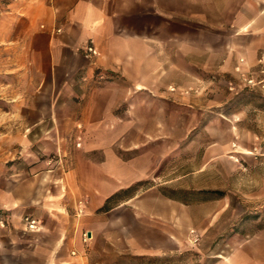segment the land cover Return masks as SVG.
Here are the masks:
<instances>
[{"label":"crops","instance_id":"obj_1","mask_svg":"<svg viewBox=\"0 0 264 264\" xmlns=\"http://www.w3.org/2000/svg\"><path fill=\"white\" fill-rule=\"evenodd\" d=\"M261 1L0 0V92L20 99L28 82L35 95L50 82L57 96L82 98L84 113L110 114L125 103L131 128L141 137L136 146L164 128L155 122L156 99H172L204 115L189 144L202 134L208 139L202 161H217L237 152V124L220 115L213 83L264 62ZM151 162L134 154L128 176L147 177ZM149 192L133 204L138 217L121 218L116 206L90 223L75 216L68 191L63 198L46 177L15 178L0 164V264H108V245L115 248L109 264H154L173 241L162 238L156 245L150 224L156 205ZM25 216L38 221L36 231L27 229ZM96 241L105 248L97 249ZM262 262L244 246L207 264Z\"/></svg>","mask_w":264,"mask_h":264},{"label":"rangeland","instance_id":"obj_2","mask_svg":"<svg viewBox=\"0 0 264 264\" xmlns=\"http://www.w3.org/2000/svg\"><path fill=\"white\" fill-rule=\"evenodd\" d=\"M258 6L264 28V1ZM236 71L213 83L220 115L237 124V152L217 161H202L208 142L202 134L189 144L200 133L204 115L187 111L177 100L156 99L155 122L164 128L152 131L148 144L136 146L141 137L131 128L125 103L110 114L84 113L82 98L57 96L50 82L35 95L28 82L26 97L4 98L0 92V164L15 178L46 177L63 198L68 191L75 216L78 212L90 223L104 217L97 209L114 189L130 188L124 199L135 192L118 205L119 217H138L131 209L149 189L156 205L150 221L156 245L162 238L173 241L154 264H207L244 246L264 264V62ZM8 137L10 143L4 141ZM134 154L151 159L147 177L128 176ZM94 245L106 246L103 241ZM106 247L109 264L115 248Z\"/></svg>","mask_w":264,"mask_h":264},{"label":"trees","instance_id":"obj_3","mask_svg":"<svg viewBox=\"0 0 264 264\" xmlns=\"http://www.w3.org/2000/svg\"><path fill=\"white\" fill-rule=\"evenodd\" d=\"M130 190V188H124V189H118L114 193L110 194L108 197L104 199L103 204L97 209V212H103L106 213L110 211L111 209L118 206L124 198H122L124 193H127ZM135 193V192H134ZM133 194L128 195L124 200L130 199L134 196Z\"/></svg>","mask_w":264,"mask_h":264},{"label":"built area","instance_id":"obj_4","mask_svg":"<svg viewBox=\"0 0 264 264\" xmlns=\"http://www.w3.org/2000/svg\"><path fill=\"white\" fill-rule=\"evenodd\" d=\"M86 50L87 53L91 55H96V50L94 48L87 47ZM79 211L81 212L82 210L80 209ZM23 222L29 231H36L38 229V221L29 216L23 217Z\"/></svg>","mask_w":264,"mask_h":264}]
</instances>
